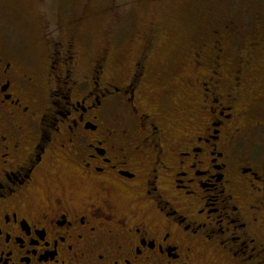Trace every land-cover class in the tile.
I'll use <instances>...</instances> for the list:
<instances>
[{"label": "flooded vegetation", "instance_id": "1", "mask_svg": "<svg viewBox=\"0 0 264 264\" xmlns=\"http://www.w3.org/2000/svg\"><path fill=\"white\" fill-rule=\"evenodd\" d=\"M83 18L40 37L43 77L0 35V264H264V87L248 52L202 43L161 92L150 32L127 70L108 38L81 74Z\"/></svg>", "mask_w": 264, "mask_h": 264}, {"label": "rangeland", "instance_id": "2", "mask_svg": "<svg viewBox=\"0 0 264 264\" xmlns=\"http://www.w3.org/2000/svg\"><path fill=\"white\" fill-rule=\"evenodd\" d=\"M59 17L62 23L84 17L75 30L81 74H88L108 38L111 64L124 61L127 70L150 32L149 62L159 88L176 85L199 45L215 38L237 41L255 62L264 87V0H0V35L10 50L24 51V69L33 76L46 72L38 42L54 33ZM235 25L242 31L236 27L230 36ZM259 104L264 109V100Z\"/></svg>", "mask_w": 264, "mask_h": 264}, {"label": "trees", "instance_id": "3", "mask_svg": "<svg viewBox=\"0 0 264 264\" xmlns=\"http://www.w3.org/2000/svg\"><path fill=\"white\" fill-rule=\"evenodd\" d=\"M232 25H233V24H232ZM236 27L239 29L240 32L242 31L241 28H243V27H241L240 25H238V26L235 25V26H233V30L231 29V30L229 31L230 34H231L232 32H233V33L235 32V28H236ZM233 33H232V34H233ZM235 33H236V32H235ZM235 50H236V54H235V55H237V53L239 54L240 51H243L242 48L240 47V45H237V46L235 47ZM244 51H245V50H244Z\"/></svg>", "mask_w": 264, "mask_h": 264}]
</instances>
